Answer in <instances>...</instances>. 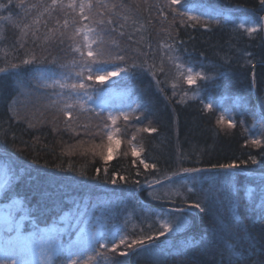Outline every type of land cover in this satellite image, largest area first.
I'll return each mask as SVG.
<instances>
[{
  "label": "snow or ice",
  "instance_id": "1",
  "mask_svg": "<svg viewBox=\"0 0 264 264\" xmlns=\"http://www.w3.org/2000/svg\"><path fill=\"white\" fill-rule=\"evenodd\" d=\"M259 5L264 11V0H259ZM16 10H19V20L13 24L19 35L13 48L24 50L25 54L5 60L0 66V74L17 78L18 90L8 105L9 120L22 122L29 129L49 125L52 132L67 134L74 142L63 145L61 154L99 158L104 167L95 170L97 176L101 171L107 176L108 161L123 143L125 147L121 155L132 158L130 163L135 167V175L140 176L143 171L144 184L153 192L157 191L156 185L168 189L153 199L167 203L174 196H181L187 204L188 197L180 192V188L187 187L189 193L195 192L206 179L199 174L207 170L184 167L185 157L178 154L177 169L161 175L157 163L147 162L142 157L146 151L143 134L155 133L158 129L143 122L147 119L144 114L149 101L134 95L123 81L138 72H146L166 99L169 97L165 87L170 86L171 98L179 96L176 102L185 103L188 91L183 90L182 85L193 86L197 81L207 83L214 81L216 76L210 75L204 64H192L182 58L180 53L186 50L184 41L178 39L179 32L182 29L211 32L228 29L231 25L232 33L253 38L264 34V16L254 21L245 20L231 8L203 6L199 14H194L191 0H5L0 3V12L9 15H0V21H12V13ZM152 30L157 35L164 33L158 44L161 52L158 62L156 49L149 42ZM6 40L0 25V43ZM56 49L65 56L53 55ZM242 55L249 58L252 53ZM165 60L171 66L170 80ZM245 62L255 68L251 59ZM25 69H30L31 74L25 75ZM158 75L165 76V79H157ZM252 78L254 84L255 71ZM231 99L233 106L243 115L247 101L239 97ZM203 109L209 113L219 111L213 102L203 103ZM231 111H220L217 125L223 129L243 126L244 121L237 120ZM253 115L257 119L251 128L244 127L249 133L246 145L264 149V99L259 102V112L253 110ZM8 135V130H0V139L7 140ZM11 136L15 142V133ZM249 162L261 163L254 155H249L248 160L241 163ZM212 168L223 178L221 190L230 197L234 196L233 180L241 171V164L217 163ZM3 170L5 178L0 182V195L3 196L0 201V264H118L117 256L129 255L138 258L147 255L152 264H160V257L172 247L160 238L172 240L187 227L186 212L189 209L185 207L161 208L158 213L141 208L143 216H155L158 229L153 231L149 224L147 234L140 229V234L130 235L129 218L121 222L110 206L96 204L88 212L81 211L79 206L75 211L70 210L67 216L60 217L63 227L52 224L42 228L33 219V210L25 200L13 195L16 175L11 166L5 163ZM117 175L113 172V176ZM119 179L127 183L129 178L120 176ZM108 182L116 184L117 180L113 178ZM132 183L143 186L139 179L132 180ZM201 191L203 200H197L189 207L206 213L209 197L214 200L215 192L213 188ZM247 194L254 210L258 209L264 218V176H261L257 189L249 188ZM97 211H100L99 216ZM238 214L234 209L233 215ZM202 242L203 238L201 241L187 238L181 248L198 246ZM208 247L211 242L206 249ZM248 252L255 254L254 241L237 244L228 238L220 252L219 264H264V258L253 260ZM212 264L216 261L213 260Z\"/></svg>",
  "mask_w": 264,
  "mask_h": 264
},
{
  "label": "trees",
  "instance_id": "2",
  "mask_svg": "<svg viewBox=\"0 0 264 264\" xmlns=\"http://www.w3.org/2000/svg\"><path fill=\"white\" fill-rule=\"evenodd\" d=\"M2 2L5 0H0V3ZM191 4L194 14H199L203 6L231 8L240 19L245 20L254 21L264 16L259 0H191ZM18 12L19 10H16L12 13V21H0L7 38L5 43H0V66H3L5 60L23 57L25 54L24 50L16 51L13 48V42L19 35L13 24V21L19 20ZM0 15L9 13L0 12ZM231 27L229 25L228 29H214L211 32L204 29L195 31L182 29L179 32L178 39L184 41L183 47L186 50L180 53L182 58L192 64H204L205 70L216 76L214 81L207 83L197 81L193 86L182 85L183 90L188 91V96L184 98L185 103L176 102L179 96L171 98L170 86L165 87V93L169 97L166 99L165 94H161L155 87L151 75L146 72L131 75L123 83L134 95L149 101L144 114L147 119L143 122L158 129L155 133L143 134L146 151L141 154L142 157L147 162L157 163L161 175L177 169L178 154L185 157L184 167L206 169L204 173H217L218 170L212 168V165L217 163L241 164V171L233 180L232 197L221 190L223 180L216 175L212 179H204L193 193H189L187 187L180 188V192L188 197L187 204L181 196H174L167 203L153 199L149 196L152 189L144 184L143 171L140 176H136L135 167L130 163L132 158L121 155L125 147L123 143L119 149L114 150L113 159L108 161L107 176L103 171L97 176L95 170L104 167V162L99 158L61 154L63 145L74 142L67 134L59 135L52 132L49 125H38L29 129L22 122L9 120L8 105L18 90L17 78L0 74V130L9 132L7 140L0 139V173L5 163L11 166L16 175V179L13 180L15 185L13 195L25 200L33 210V219L37 220L42 228L52 224L63 227L60 217L67 216L70 210L75 211L77 206L81 211L88 212L91 211L92 205L101 204L105 207L110 206L112 211L118 214L121 222L129 218L130 235L140 234V229L147 234L149 224L152 225L153 231L158 229V224L154 215L145 217L140 213V209L158 213L161 208L140 203L136 195L139 189L145 188L140 192L145 201L173 208L189 207L197 200H203L201 190L213 188L215 199L209 197L208 211L201 213L195 209L198 215L186 212L188 227L174 238L185 237L165 241L172 247L167 254L160 257V264H212L213 260L219 264L220 252L228 238L237 244L254 241L255 254L251 252L247 254L253 260L264 258V218L258 209L254 210L247 194L249 187L257 189L261 176H264L262 159L264 149L246 145L249 133L244 131V127L251 128V124L257 119V116L253 115V110L258 113L259 102L264 99V34L249 38L243 34L232 33ZM156 28H159V25ZM163 38L164 33L157 35L155 30H152L149 37L153 49H156L157 62L161 56L158 44ZM244 52H251L252 56L245 58L242 55ZM53 55L63 57L65 53L56 49ZM246 59L252 60L255 64L254 69L246 64ZM165 66L169 69L170 80L171 66L166 60ZM24 74L30 75L31 70L25 69ZM157 79L164 80L165 76L158 75ZM236 97L247 101L243 115L240 114L241 110L232 104L231 98ZM20 99L23 100L24 97ZM202 101L213 102L219 111L209 113L203 109ZM224 109H231V115L237 120H243L244 125H238L235 129H223L217 125L216 118ZM11 133H15V142ZM249 155L256 156L261 163H241L248 160ZM33 160L36 161L35 164L32 163ZM58 165L60 167H57ZM140 167L142 169V165ZM113 172L119 175L113 176ZM120 176L128 177L127 183L120 180ZM151 176L149 173L148 178L151 179ZM113 178L117 180L116 184L108 182ZM134 179H139L143 186L134 185L132 183ZM190 185L191 182L188 183V186ZM155 187L161 189L159 185ZM125 198L130 200L125 202ZM0 201H3L2 195ZM256 203L259 204L258 198ZM234 209L238 210V215H233ZM96 215L99 216L100 211H97ZM84 219L87 220L88 217L85 216ZM164 238L161 237L160 240ZM187 238L197 241L203 238V242L198 246L181 248L182 242ZM209 242L211 247L206 249ZM116 260L118 264H152L151 257L147 255L140 258L134 255L117 256Z\"/></svg>",
  "mask_w": 264,
  "mask_h": 264
},
{
  "label": "rangeland",
  "instance_id": "3",
  "mask_svg": "<svg viewBox=\"0 0 264 264\" xmlns=\"http://www.w3.org/2000/svg\"><path fill=\"white\" fill-rule=\"evenodd\" d=\"M199 175H202V176H204V177H206V179H212V178H214V177H216V175H217V173H203V174H199ZM218 176V175H217ZM219 177V176H218ZM4 178H5V176H4V170L2 169L1 170V173H0V182H3V180H4ZM222 180H223V178L222 177H220ZM190 181H188V183H189ZM249 188H252V189H254L255 190V188L254 187H249ZM248 188V189H249ZM157 189V188H156ZM168 191V189H166V188H161V189H157V191L156 192H153V191H150L151 193H152V195H150L149 194V196L151 197V198H153V196H157V195H162L164 192H167ZM248 192V191H247ZM149 193V192H148ZM130 200V198H125V202L126 201H129ZM186 220H187V227H188V224H189V221H188V219H187V217H186ZM187 227H186V229H187ZM185 229V230H186Z\"/></svg>",
  "mask_w": 264,
  "mask_h": 264
},
{
  "label": "water",
  "instance_id": "4",
  "mask_svg": "<svg viewBox=\"0 0 264 264\" xmlns=\"http://www.w3.org/2000/svg\"><path fill=\"white\" fill-rule=\"evenodd\" d=\"M254 91H255V87H254ZM143 189H145V188H141V189H139V190L137 191V194H136V195H137V198H138V201H139L140 203L145 204V205H148V206H151V207L167 208V207H162V206L154 205V204L151 203V202L145 201V200L140 196V192H141ZM185 208L189 209L187 212H192V213L198 215V213H197V211H196L195 209L190 208V207H185ZM169 209H171V208H169ZM186 236H187V235H186ZM183 237H185V236L176 237V238H173L172 240L181 239V238H183ZM162 240L167 241L166 238L161 239V241H162Z\"/></svg>",
  "mask_w": 264,
  "mask_h": 264
}]
</instances>
